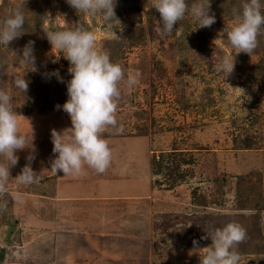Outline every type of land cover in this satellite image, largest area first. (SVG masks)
Returning <instances> with one entry per match:
<instances>
[{
    "label": "rangeland",
    "instance_id": "374dc122",
    "mask_svg": "<svg viewBox=\"0 0 264 264\" xmlns=\"http://www.w3.org/2000/svg\"><path fill=\"white\" fill-rule=\"evenodd\" d=\"M117 2L0 0V264H32L17 252L51 240L27 237L48 222L27 223L33 208L20 195L51 175L56 140L62 153L75 149L60 164L78 183L74 196L103 197L110 179L123 186L113 194L158 190L150 221L139 197L106 226L108 240L138 233L111 264H264V0ZM141 25L147 36L130 44ZM28 72L59 85L48 87L52 104L11 114ZM66 80L79 94L71 101L75 90L64 89L61 106ZM56 244L38 258L67 264L79 256L72 246L87 260L94 252L76 234Z\"/></svg>",
    "mask_w": 264,
    "mask_h": 264
},
{
    "label": "crops",
    "instance_id": "0c3cea01",
    "mask_svg": "<svg viewBox=\"0 0 264 264\" xmlns=\"http://www.w3.org/2000/svg\"><path fill=\"white\" fill-rule=\"evenodd\" d=\"M123 135H127L128 136L127 138H133V137L140 138L141 137L136 134H123ZM62 144L63 143L58 142L56 140L55 144L53 145V147H55L54 153H49L50 160H52V162L54 160V165H51V167H53V169L51 170V175H48L46 173L43 175V177H40L39 175L37 177L38 179H35L36 184H35V187H33V192L25 193L24 194L25 196L20 195L24 198H27L29 201H31L30 202L31 205L29 207L33 208L31 211V217H29L28 220L24 218L27 221V223L29 222L33 224V221L34 223L38 221H40L41 223L48 222V224H46L45 226H41L38 229H34V227L29 226L30 224L25 225V227L29 226V228H32V230L28 229L31 232V235L27 237L39 239L42 242L44 237H47V235H50L51 240L50 242L48 241L49 244L45 246L47 248H44L43 245H40V246L37 245L36 246L37 251L35 255L32 253L29 254L28 252L31 250H28V248L26 250V247H25V249L21 250L22 252L20 250L17 252L18 256L23 255V254L29 256V259H27V262L31 260L30 256L34 257L32 259L33 261L31 260L32 264H54L55 261H58L57 259H55L56 256H53L50 262H46V261L44 262L40 258H38L41 256L40 251L42 249L50 250L52 248L53 253H54L55 246L57 245L56 243L62 235L76 234L84 238L85 241L87 240V242L91 246V249H94V252L92 251V254L88 256L89 260H87L84 257L86 253H84L83 250H80L79 248L72 246V248H75L76 251H79L78 253H79V256L81 257L78 256L75 262L69 261L67 264H79L80 263L79 261L88 262L92 264H111L114 260H116V258L123 260L120 253L123 252L122 251L123 248L132 246L131 242L133 238L135 240L138 239V233L136 231L135 232L129 231V232L123 233V232H115L111 230L112 235L108 237L110 239L108 240V239H105L106 235L104 234V231L106 230V226H108L112 222L120 220V218H122L121 216L123 215V213L128 212V211L131 212L133 210L132 205L130 204L131 201H133L132 199H134L136 201V204H138L137 200L139 197L140 198L145 197L147 199L148 218L150 221V214L151 216L153 214L156 215V213L160 209V203L158 202V200H156V197L155 198L152 197L154 195H157L158 190H152L153 188L152 185L150 186L148 184L146 187L145 196H142L139 194L135 196L126 194L124 193L125 188L122 191H120L122 194L121 193L113 194L115 189L119 191L117 188L122 189L123 186L120 185L117 187L115 180L113 181V179H110L109 183L107 182L105 184V182H103L102 185L101 184L99 185L101 188H104V189H101L99 187L100 191L101 192L103 191L102 192L103 197L95 196L93 199L87 200V198L83 196H74L73 192L75 190V186H78V183L72 182V180L70 179L68 181L69 175L66 174L64 170H62V167L60 164H62V162L66 160V158L69 156V153H73L75 149L73 148L72 145L69 144L70 146H69L68 151H66V153H62L61 151ZM80 144L81 142H78V146ZM142 155H141L142 156L141 158L143 159V161L146 160V156H145L146 154L144 153ZM46 158L47 157H45L44 159L46 160ZM133 164L137 165L136 161H133ZM149 167L151 168L150 164H149ZM65 168L66 170L68 168L71 174L78 173L77 176L80 179L82 173L80 174L79 172H76L75 168L73 167L66 166ZM47 170H50V169H47ZM150 171L151 173L153 172L152 170ZM56 174L58 175V177H60L61 181L59 183H55L56 185H51V184L49 185L50 179L52 181L53 178L56 177ZM151 176H153V174H151ZM5 189L6 188L2 190H5ZM105 191L107 194H105ZM81 192H83V189L81 190ZM104 195H107V196H104ZM37 199H39L40 201H37ZM107 199L110 201H113L111 204H115L117 209L112 207V205H110V207H107ZM10 200L11 201H9V199H6V202L8 201L12 203L13 199L10 198ZM89 201H92V203L91 204L88 203ZM81 204L84 205L85 208L79 207ZM87 204H88V207L86 206ZM194 204H197V203H194ZM39 208H41V210H39ZM22 217L24 216H20L18 220H15V222L19 223L18 221H21V219H23ZM152 230H153V227H152ZM149 233H150V226H149ZM121 235H123V237H118ZM122 238L125 239V242L121 246ZM0 243H1L0 249L6 247V244H4V241L2 242V240H0ZM78 244L80 243H77L75 245L78 247L79 246ZM16 247H21V246L16 245ZM78 259L79 261H77ZM39 261H41V263H39ZM149 264H150V256H149Z\"/></svg>",
    "mask_w": 264,
    "mask_h": 264
},
{
    "label": "trees",
    "instance_id": "16d2710c",
    "mask_svg": "<svg viewBox=\"0 0 264 264\" xmlns=\"http://www.w3.org/2000/svg\"><path fill=\"white\" fill-rule=\"evenodd\" d=\"M121 1L122 0H120V2H117L115 6L120 5ZM139 8H140V4L136 2L135 9L138 10ZM136 30L135 32H133V35L130 37L131 38L130 44L135 45V43L141 42L147 36L146 30L144 29L143 25L138 26ZM136 33H139V34L137 35ZM136 39H137V42H135ZM23 81L24 82L21 87L25 93L21 95L20 94L14 95L11 97L10 103H9L10 106L8 108L9 113L15 114V115H27L31 111H33V109L36 108L37 106L39 110H41L42 108H43L42 110H44L45 107L42 106V104L45 106L48 105L49 107L51 106L49 105L52 103H51V95H50V91L48 90V87L57 88L59 86L58 84H56L55 82H51V83L38 82L37 80H34L30 76L29 72L27 75H24ZM60 86H61V89L59 91V95L62 97V99L60 98L58 102L61 106L66 105L63 101V97H64L63 90L64 89L66 90V88H73L75 90L74 93L76 95H74L73 97L72 96L67 97L71 101L74 100V97L78 96L79 94L77 85L75 84L74 81H69V82L67 80L61 81ZM67 109H70V108L67 107ZM201 201L203 203L205 202L204 199H201ZM196 242L198 244L205 243L203 242L201 238L197 240Z\"/></svg>",
    "mask_w": 264,
    "mask_h": 264
},
{
    "label": "water",
    "instance_id": "95a60500",
    "mask_svg": "<svg viewBox=\"0 0 264 264\" xmlns=\"http://www.w3.org/2000/svg\"><path fill=\"white\" fill-rule=\"evenodd\" d=\"M1 244V243H0Z\"/></svg>",
    "mask_w": 264,
    "mask_h": 264
}]
</instances>
